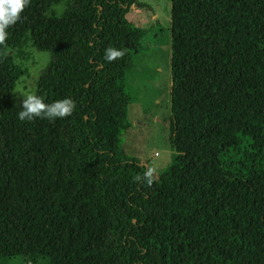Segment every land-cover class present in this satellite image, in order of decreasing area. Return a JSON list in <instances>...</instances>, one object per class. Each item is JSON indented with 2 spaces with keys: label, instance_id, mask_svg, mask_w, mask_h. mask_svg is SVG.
I'll return each mask as SVG.
<instances>
[{
  "label": "trees",
  "instance_id": "16d2710c",
  "mask_svg": "<svg viewBox=\"0 0 264 264\" xmlns=\"http://www.w3.org/2000/svg\"><path fill=\"white\" fill-rule=\"evenodd\" d=\"M54 2L29 0L0 44V264H264V0H171L175 154L150 187L122 148L127 73L165 40L127 19L137 0H70L35 37V91L75 109L17 119L27 72L6 49Z\"/></svg>",
  "mask_w": 264,
  "mask_h": 264
},
{
  "label": "rangeland",
  "instance_id": "374dc122",
  "mask_svg": "<svg viewBox=\"0 0 264 264\" xmlns=\"http://www.w3.org/2000/svg\"><path fill=\"white\" fill-rule=\"evenodd\" d=\"M70 0H55L30 24L29 30L6 50L17 65L26 70L13 91L11 103L18 105L22 97L18 91L34 90L39 76L48 63L46 53L38 50L35 37L53 34L57 20ZM127 19L152 34L157 27L163 33V45L155 46L148 40L149 51H143L134 60V68L127 73V83L133 92L128 105V128L122 135L124 152L137 158L141 164L154 167L159 174L172 162L175 151L169 142L170 117V11L171 0H137ZM16 45V46H15Z\"/></svg>",
  "mask_w": 264,
  "mask_h": 264
},
{
  "label": "clouds",
  "instance_id": "9594fccd",
  "mask_svg": "<svg viewBox=\"0 0 264 264\" xmlns=\"http://www.w3.org/2000/svg\"><path fill=\"white\" fill-rule=\"evenodd\" d=\"M29 4V0H0V44L7 37V29L14 25L20 14ZM124 55L123 49L112 46L105 48L104 59L111 62ZM21 95V105L16 113L20 121H33L34 119H47L49 121L62 119L72 115L75 109V103L70 97L56 99L46 102L45 98L37 94L34 90L18 91ZM157 171L154 167L148 166L142 172L133 177L135 182H142L151 186L157 178Z\"/></svg>",
  "mask_w": 264,
  "mask_h": 264
}]
</instances>
